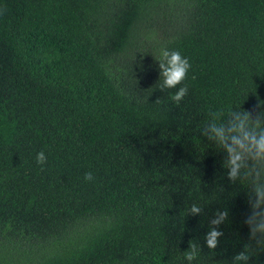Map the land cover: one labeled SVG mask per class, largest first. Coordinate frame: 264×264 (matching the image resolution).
<instances>
[{
  "label": "trees",
  "instance_id": "obj_1",
  "mask_svg": "<svg viewBox=\"0 0 264 264\" xmlns=\"http://www.w3.org/2000/svg\"><path fill=\"white\" fill-rule=\"evenodd\" d=\"M162 48L191 64L177 88L160 89ZM257 96L264 0H0V264H189L190 240L192 264H230L246 244L264 264L247 185L202 135L211 112Z\"/></svg>",
  "mask_w": 264,
  "mask_h": 264
},
{
  "label": "clouds",
  "instance_id": "obj_2",
  "mask_svg": "<svg viewBox=\"0 0 264 264\" xmlns=\"http://www.w3.org/2000/svg\"><path fill=\"white\" fill-rule=\"evenodd\" d=\"M154 59L159 63L160 89L177 88L187 78L191 68L189 60L182 56L178 50L162 48ZM256 93L255 92L253 94ZM188 95L187 85H183L171 96L179 103ZM251 109H229L211 112V119L202 130V135L216 145L225 154L223 167L227 170V179L232 184L247 185V205L249 213L244 223L249 228V241H254L258 246H264V101L259 100ZM159 103V99L155 101ZM36 162L43 166L47 162L44 151L36 155ZM86 181H94L93 173H85ZM204 207L193 203L188 215L202 214ZM229 217L227 208L217 210L210 220L209 231L204 239L209 250L218 247L224 233L219 230ZM201 252V246L194 240L189 241L188 250L184 258L192 264ZM252 255L250 246L246 244L240 252L232 257L230 264H249Z\"/></svg>",
  "mask_w": 264,
  "mask_h": 264
}]
</instances>
